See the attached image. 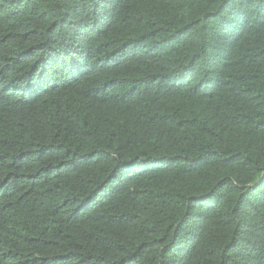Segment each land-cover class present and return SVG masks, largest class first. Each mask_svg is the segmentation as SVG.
Returning a JSON list of instances; mask_svg holds the SVG:
<instances>
[{
    "label": "trees",
    "instance_id": "1",
    "mask_svg": "<svg viewBox=\"0 0 264 264\" xmlns=\"http://www.w3.org/2000/svg\"><path fill=\"white\" fill-rule=\"evenodd\" d=\"M0 264H264V0H0Z\"/></svg>",
    "mask_w": 264,
    "mask_h": 264
}]
</instances>
